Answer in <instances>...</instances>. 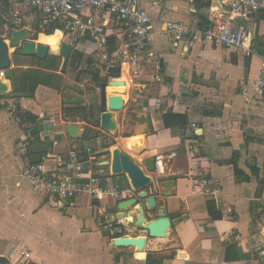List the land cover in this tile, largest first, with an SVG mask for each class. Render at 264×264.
Here are the masks:
<instances>
[{"label": "crops", "instance_id": "obj_1", "mask_svg": "<svg viewBox=\"0 0 264 264\" xmlns=\"http://www.w3.org/2000/svg\"><path fill=\"white\" fill-rule=\"evenodd\" d=\"M138 2L150 17V38L139 66L120 65L118 79L124 84L106 88V96L116 93L123 101L122 109L113 114L115 130L102 132L98 123L91 124L99 117L98 108L89 107L98 84L92 74L93 46L86 40L73 48L76 55L70 56L64 72L60 65L52 71L63 78L61 90L38 85L32 97L16 99L10 94L20 112L35 118L34 123L21 117V122L15 121L0 105V256L7 259L1 264H19L17 258L24 251L29 252L26 264H146L147 255L156 253L166 257L157 264H264V98L255 89L264 57V13L233 19L234 25L250 33L257 47V53L245 57L240 50L208 42L175 41L165 30L167 21L203 27L209 10L220 7L218 0ZM0 17L6 21H0V35L7 34L8 23L12 28L17 25L14 18L2 13ZM36 19L31 11L19 16L22 29L33 39L38 36L32 25ZM61 36L58 31L50 37ZM119 42L110 35V50ZM36 62L35 56L12 55L15 77L20 70L36 67ZM98 79L112 78L100 69ZM8 93L7 89L0 95ZM64 106L80 110L84 118L78 114L65 121ZM170 111L186 114L189 124L196 125L190 150L180 128H164L162 114ZM68 123L76 125L82 136L70 137L65 129ZM87 129L96 132L86 137ZM34 136L52 144L51 155L43 153L41 160L82 162L76 182L99 178L115 183L127 191L120 201L135 192L125 174L111 173V156L104 154L105 149L118 148L140 166L145 159L162 156L164 172L147 173L153 182L145 191L156 199V208L147 210L148 219L155 218L162 207L179 213L171 220L167 238L149 237L146 231L117 219L120 201L110 198L93 201L82 196L69 204H48L43 192L33 191L20 177L15 146L20 141L30 145ZM171 152L176 155L169 159ZM200 173L213 180L216 192L212 196L193 192L192 183ZM170 175L180 178L165 189L158 178ZM165 190L172 195L165 196ZM140 204L146 207L144 201ZM225 210L232 218L223 216ZM103 215L109 217L106 222ZM107 224L113 228L109 230ZM230 231L238 239L231 240ZM121 236L143 237L144 249L115 245L113 239Z\"/></svg>", "mask_w": 264, "mask_h": 264}, {"label": "built area", "instance_id": "obj_2", "mask_svg": "<svg viewBox=\"0 0 264 264\" xmlns=\"http://www.w3.org/2000/svg\"><path fill=\"white\" fill-rule=\"evenodd\" d=\"M182 1L193 4L195 0ZM218 3L220 7L209 10L203 27L193 23L167 21L165 30L175 41L186 39L191 44L208 42L211 45L240 50L245 57L253 56L257 53V47L250 33L243 26L234 25L233 19L236 16L264 13V0H218ZM24 11L36 14L37 19L32 24L36 34L54 33L58 30L62 35L61 41L72 48L82 40L90 42L96 66L105 72L114 64L136 68L145 58L150 38V17L147 10L139 5L138 0H0V13L16 19L17 25L12 29L23 30L19 16ZM110 35L120 40L113 50L109 48ZM5 42L8 44L7 40ZM155 80L161 81L159 76H156ZM0 81L10 91V82L5 77L4 69H0ZM255 89L264 98V57ZM9 96L0 95V105L8 109L15 121L21 122L20 109ZM181 130L190 150L196 135V125L191 123ZM28 148V143L24 141L15 146L16 155L21 161L20 177L30 184L33 191L43 192L50 205L65 202L69 204L82 196H88L93 201L105 198L120 201L127 195V191L117 184L106 183L99 178L83 183L76 182V178L82 174V162L50 158L32 162ZM87 151L89 152V149ZM175 155L171 152L167 158H173ZM161 157H155V172L159 174L164 172ZM192 188L194 193L206 197L216 192L213 180L201 173L192 183ZM223 216L232 218V213L225 210ZM108 219V215H103V221ZM107 226L109 230L113 228L112 224ZM229 235L231 240L238 239V235L233 231H230ZM28 258L29 252L24 251L17 258V263L26 264ZM213 264L228 263L216 261Z\"/></svg>", "mask_w": 264, "mask_h": 264}, {"label": "water", "instance_id": "obj_3", "mask_svg": "<svg viewBox=\"0 0 264 264\" xmlns=\"http://www.w3.org/2000/svg\"><path fill=\"white\" fill-rule=\"evenodd\" d=\"M1 22H6L0 17ZM8 25V32L6 35H0V69L5 70V77L10 82V91L7 95L12 94L16 91L17 85L15 80L14 69L11 67L12 55L15 53L20 56H35L40 60H44L48 54H50L52 49L50 46L37 43L31 38V33L28 30H15L12 29L10 23ZM8 41V44L5 41ZM13 49V53H9V49ZM73 52L72 46L60 41L58 45L57 54L61 58L60 72H64L67 62ZM93 68V80L96 83L99 78L100 68L96 65ZM108 77L112 78L110 80L98 81L97 91L93 94V103L90 108H98L99 117L97 121H92L91 124L94 125L98 123L100 130L103 132H110L115 130L116 123L113 119L114 112L122 109L123 101L121 97L117 94L106 96V88L113 86H122L124 83L118 78L120 76V67L117 64L109 66L107 68ZM7 86L0 81V94L6 91ZM133 120H136L134 113L131 115ZM148 121V129L150 128L149 117H146ZM67 134L72 138H77L82 136V132L79 128L68 123L65 126ZM29 153L32 162H39L41 160L42 154L47 153L51 155L52 144L51 143H41L38 137L34 136L30 140ZM104 154L111 156L109 162L110 171L114 175L125 174L130 181L131 188L135 192L132 197L120 201L117 204V210L121 213L116 215L119 219L123 217L126 223L130 226H134L137 229H142L147 232V235L152 238H163L166 236V230L171 226V220L179 215L178 212H166L165 208L162 207L161 210L155 213V218L148 219L147 210H154L156 208V199L149 196L145 191V188L152 184L153 178L150 174L155 172V157L145 159L140 166L134 159L127 153L115 148L110 150L105 149ZM150 173V174H147ZM180 178L179 175L161 176L158 178L159 183H163L165 189L169 188L174 184L175 180ZM83 183L84 181H78ZM165 196L172 195L171 192L165 190ZM140 201L146 203V207L140 204ZM137 205V207H135ZM146 208V209H145ZM113 243L117 246H129L133 245L137 250L144 249L145 239L143 237H116L113 239ZM6 257L0 256V264L6 262Z\"/></svg>", "mask_w": 264, "mask_h": 264}, {"label": "trees", "instance_id": "obj_4", "mask_svg": "<svg viewBox=\"0 0 264 264\" xmlns=\"http://www.w3.org/2000/svg\"><path fill=\"white\" fill-rule=\"evenodd\" d=\"M46 34L52 33L47 32ZM15 55L17 54L15 53ZM75 55L76 54L72 52L71 56ZM35 59L37 60L36 67H30L17 72V75L15 77L17 89L11 94L10 97L16 99H20L22 97H32L38 85L54 86L58 90H61L60 87L63 84V78L62 76L52 72L56 71L59 68L60 57L56 54L50 53L44 60H39L36 57ZM98 81H100V79H98ZM98 81L96 82L97 84ZM79 111L80 110L78 109H72L70 107L64 106L62 107V118L65 121H67L68 119L74 120L76 116H78V114H81L79 113ZM20 117L32 123L35 122V118L32 117V115L29 113L20 112ZM89 117L91 119L93 118L92 113H90ZM81 118H84V114H81ZM162 122L164 128L178 127L180 129H183L189 124L188 116L186 114H179L171 111L162 114ZM95 132L96 131H94L93 129H87L86 137H89ZM164 258L166 257L159 253L148 254L146 258V264H157L160 263Z\"/></svg>", "mask_w": 264, "mask_h": 264}, {"label": "bare ground", "instance_id": "obj_5", "mask_svg": "<svg viewBox=\"0 0 264 264\" xmlns=\"http://www.w3.org/2000/svg\"><path fill=\"white\" fill-rule=\"evenodd\" d=\"M58 32V30H56L54 33H52V34H43V33H40V34H38V36H37V39H36V42L37 43H41V44H45V45H48V46H50V48L51 49H53V48H57L58 47V45H59V43H60V41H61V37L58 39V38H54V37H50V36H52V35H54V34H56ZM39 39V40H38ZM50 41H54V43L53 42H50ZM12 51V50H11ZM119 87H116V89H118ZM113 94H116V93H113ZM118 95V94H117ZM120 220L121 221H125L124 220V218L123 217H120ZM168 232H169V228L166 230V236L168 235ZM163 237V238H157V239H165V238H167V237ZM161 241V240H160ZM140 258H143V256H142V254H140V256H139Z\"/></svg>", "mask_w": 264, "mask_h": 264}, {"label": "rangeland", "instance_id": "obj_6", "mask_svg": "<svg viewBox=\"0 0 264 264\" xmlns=\"http://www.w3.org/2000/svg\"><path fill=\"white\" fill-rule=\"evenodd\" d=\"M31 37H32V36H31ZM33 37H34V36H33ZM36 38H37V37H36ZM32 40H35V41H36V39H33V38H32ZM57 50H58V47H57L56 49L53 48V49L51 50V51H52L51 54H55V53H57ZM12 53H13V52H12ZM12 53H11V54H12ZM19 56H20V55H19Z\"/></svg>", "mask_w": 264, "mask_h": 264}, {"label": "clouds", "instance_id": "obj_7", "mask_svg": "<svg viewBox=\"0 0 264 264\" xmlns=\"http://www.w3.org/2000/svg\"><path fill=\"white\" fill-rule=\"evenodd\" d=\"M50 42H53L54 43V41H50Z\"/></svg>", "mask_w": 264, "mask_h": 264}]
</instances>
